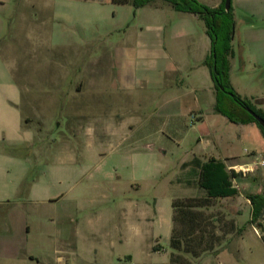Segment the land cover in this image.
<instances>
[{"label": "rangeland", "instance_id": "rangeland-1", "mask_svg": "<svg viewBox=\"0 0 264 264\" xmlns=\"http://www.w3.org/2000/svg\"><path fill=\"white\" fill-rule=\"evenodd\" d=\"M0 1V264H169L173 202L205 197L198 175L184 166L193 150L203 148L192 131L199 118L192 114L195 125L182 121V131L192 135L177 146L162 133L147 138L158 128L152 117L116 104L113 91L85 88L83 96H75L73 82L92 80V69L101 73L99 84L116 79L109 58L125 46L126 12L111 0ZM263 8L255 16L235 12L232 79L238 94L246 91L240 79L258 83L262 77L244 67L239 34L245 24L263 20ZM47 22L48 31L42 30ZM198 27L210 49L205 23ZM207 74L200 85L213 86L209 69ZM45 84L46 94L40 89ZM110 97L111 106L105 104ZM42 98L62 99L65 110L57 116L44 112L38 104ZM72 102L83 105L89 117H73ZM140 123L131 134L130 126ZM208 125L200 131L207 138L215 131L209 138L214 155L248 150L238 138L239 125L222 115L212 120L213 128ZM198 155L203 161L215 158ZM234 165L228 162V169ZM254 168L247 173L250 179L240 172L237 196L215 199L202 209L204 216H213L211 223L203 221V229L213 230L221 243L229 241L227 250L220 258L179 253L190 264H264V211L253 223L247 199L263 191L264 166ZM234 226L243 232H232ZM181 227L176 224L178 234Z\"/></svg>", "mask_w": 264, "mask_h": 264}, {"label": "crops", "instance_id": "crops-1", "mask_svg": "<svg viewBox=\"0 0 264 264\" xmlns=\"http://www.w3.org/2000/svg\"><path fill=\"white\" fill-rule=\"evenodd\" d=\"M82 1L84 4L90 2L97 3L95 0ZM198 1L212 8L220 7L224 2V0ZM263 1L264 0H232L234 16L237 9L243 10L254 16L260 14L259 8L264 7ZM111 2L124 8L126 12V30L124 31L122 43V45L125 46L123 49H119L118 52L110 55L109 58L108 68L115 74L116 79L113 83L110 82L105 85L99 84L100 82H97L98 78L96 75H100L101 73L96 69H92L91 72L93 74L96 73L93 75L92 80L88 81L86 84L84 81H81V79L73 82L72 86L75 88V96L77 98L83 96L85 94V88L88 90L108 89L109 91H113L115 92V96H117L116 99H114L116 104H129L133 107L132 112L135 115L141 116L147 111L148 117H152V126H157L158 128L156 131H153L155 133H148L147 138H152V136L162 133V135H164L163 137H166L177 146H181L188 141V138H191V130L189 135L182 131L181 123L189 119L191 123L195 125V122H192V114H195L199 118V125L194 127L192 131H194L193 134H196L195 136L198 137V143L200 146L202 145L203 148L200 150H193L191 152V157L186 159L184 163H188L195 157H199L198 153H200L201 156L207 155L222 160L226 165H228V162L234 163L235 165L231 166L230 169L239 166L242 169H250L254 172V166H259L257 164L264 162L262 161L263 159H261V155L264 156V136L261 130L256 128L253 123L248 125L239 124L242 130L241 133L238 134V138L248 148L242 155H229L228 153L226 155L225 153H221L222 156L214 155L215 153L210 149L213 145L212 140L209 138L215 134V131L211 130V134L208 135L209 138L201 134L200 130L203 125H208L209 123L211 128H213L212 120H216L218 115H221L215 111L216 95L214 85L208 87H204L207 86L205 84L200 85L202 82L204 83L208 77V68L204 65V61L210 51V49L206 47V43L204 42L206 40L202 38L198 27V23H202L203 21L195 14L174 10L170 4L162 0H156L138 9L131 3L118 4L117 0H111ZM257 2H259V6H257ZM98 3L103 4L106 2L105 0H100ZM0 4L4 3L0 1ZM261 12H264V8ZM263 20L258 23L245 24L241 28L239 34L244 67H253L257 72H262V77L258 83L254 82L255 79H240L243 81L246 91H244V93H239V95L249 100L254 107L262 111H264ZM235 24L234 41L237 35L236 18ZM42 25H45V29L42 28V30L48 31L50 22ZM204 35H207L206 29L204 30ZM236 58L237 54L233 46V55L230 60V80L233 87L232 70ZM48 88L49 86L47 84L40 87L45 94ZM112 101L113 99L110 97L108 101H105V104L107 103L111 106ZM38 104L44 108V112L50 110L53 114L55 113V116H57L59 112L65 110L62 99L58 98H42L38 101ZM73 104L75 105V103L72 102V105ZM149 106H153V109L149 110ZM10 108L9 106V109ZM208 108H212L211 111L214 113L213 116L209 115ZM84 110L83 105H75V107L72 108L73 117L78 119L89 117V114ZM138 118L137 116L135 120ZM140 125H143V123L131 125V134L138 131ZM152 128L149 127L148 130ZM150 146L153 145H147L146 147L151 150L154 149V146L153 148H150ZM246 152L252 155L247 157ZM164 153L166 152L164 151ZM255 160H260L261 162L257 164L252 163ZM241 176L242 175L239 173V177L235 180V183ZM243 176L247 178L248 174L246 173ZM250 178L251 177H248V179ZM256 183V178L252 179V181L250 180L251 185ZM262 192L259 190L250 195L262 194ZM227 247L228 244L225 245L222 252H218L214 255L220 258L227 250Z\"/></svg>", "mask_w": 264, "mask_h": 264}, {"label": "trees", "instance_id": "trees-1", "mask_svg": "<svg viewBox=\"0 0 264 264\" xmlns=\"http://www.w3.org/2000/svg\"><path fill=\"white\" fill-rule=\"evenodd\" d=\"M154 1L156 0H117V3H131L138 9ZM162 1L170 4L178 12L197 15L205 23L206 33L210 38V51L204 65L209 69L214 84L215 111L234 124L248 125L255 123L264 136L263 127L245 108L249 107L263 119L264 111L254 107L249 100L243 99L235 91L230 80V60L233 55L236 25L232 6L227 11L225 0L222 6L216 8L209 7L198 0ZM184 166H191L196 172L198 186L205 192V197L173 202L174 227L171 235V247L174 252L169 264H190V261L179 253L200 259L207 254H217L220 247L224 248L229 241L224 240L221 243L219 236L215 235L213 230L207 233L203 229V221L211 223L213 216H204L202 209L208 208L215 199L234 197L239 194V190L235 185L239 173L229 170L224 161L216 158L203 161L195 157L192 161L185 163ZM247 198L252 205V222L254 223L260 219L264 211V188L262 194L248 195ZM176 224L183 226L179 234L176 230ZM234 227L235 229L233 228L232 232L239 233V235L243 232V229ZM262 239L264 241V235ZM223 244L224 246H222Z\"/></svg>", "mask_w": 264, "mask_h": 264}, {"label": "water", "instance_id": "water-1", "mask_svg": "<svg viewBox=\"0 0 264 264\" xmlns=\"http://www.w3.org/2000/svg\"><path fill=\"white\" fill-rule=\"evenodd\" d=\"M232 6V0H225V8L226 10H230ZM247 112H249L255 119L257 122H259V124L263 127L264 129V119L262 117H260L259 115H257L253 110H251L249 107L245 108ZM150 148H153V146H150Z\"/></svg>", "mask_w": 264, "mask_h": 264}, {"label": "built area", "instance_id": "built-area-1", "mask_svg": "<svg viewBox=\"0 0 264 264\" xmlns=\"http://www.w3.org/2000/svg\"><path fill=\"white\" fill-rule=\"evenodd\" d=\"M257 165L264 166V162L259 163V164H257ZM233 169H234V171H236V173H240V172L242 171L244 174L253 171V170H250V169H244V170H237L236 168H233Z\"/></svg>", "mask_w": 264, "mask_h": 264}]
</instances>
